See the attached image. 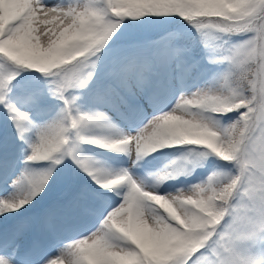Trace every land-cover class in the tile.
<instances>
[{"label":"snow or ice","instance_id":"1","mask_svg":"<svg viewBox=\"0 0 264 264\" xmlns=\"http://www.w3.org/2000/svg\"><path fill=\"white\" fill-rule=\"evenodd\" d=\"M0 264H264V0H0Z\"/></svg>","mask_w":264,"mask_h":264}]
</instances>
